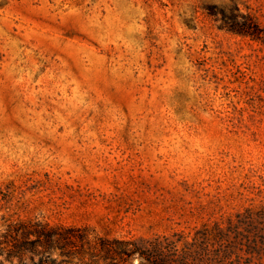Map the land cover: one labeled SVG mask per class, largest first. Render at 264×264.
<instances>
[{
    "label": "rangeland",
    "instance_id": "1",
    "mask_svg": "<svg viewBox=\"0 0 264 264\" xmlns=\"http://www.w3.org/2000/svg\"><path fill=\"white\" fill-rule=\"evenodd\" d=\"M22 223L264 264V0H0V264ZM103 254L52 251L149 264Z\"/></svg>",
    "mask_w": 264,
    "mask_h": 264
},
{
    "label": "trees",
    "instance_id": "2",
    "mask_svg": "<svg viewBox=\"0 0 264 264\" xmlns=\"http://www.w3.org/2000/svg\"><path fill=\"white\" fill-rule=\"evenodd\" d=\"M20 225L22 231L19 237H14L12 248L20 256L26 251L38 256V260L33 261V264H59L61 261L57 262L56 258L52 257L54 249H60L69 254L73 249L84 245H90L92 248L98 247L103 251L105 259L117 256L128 260L133 254L138 253L147 259L149 264H182L174 257L169 258L163 255L162 251L157 248L141 249L136 245L134 248H127L125 244L128 242L123 240L100 238L99 241L91 244L84 239V233L87 231L85 227L50 226L45 223H22ZM32 235L33 238H30ZM30 259L33 260L32 257Z\"/></svg>",
    "mask_w": 264,
    "mask_h": 264
}]
</instances>
